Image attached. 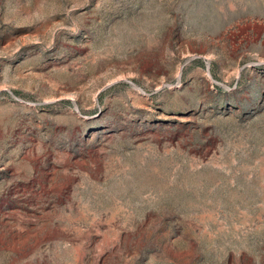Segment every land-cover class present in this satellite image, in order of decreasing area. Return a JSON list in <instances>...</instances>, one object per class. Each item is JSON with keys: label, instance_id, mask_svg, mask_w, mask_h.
I'll return each instance as SVG.
<instances>
[{"label": "rangeland", "instance_id": "obj_1", "mask_svg": "<svg viewBox=\"0 0 264 264\" xmlns=\"http://www.w3.org/2000/svg\"><path fill=\"white\" fill-rule=\"evenodd\" d=\"M0 264H264V0H0Z\"/></svg>", "mask_w": 264, "mask_h": 264}]
</instances>
